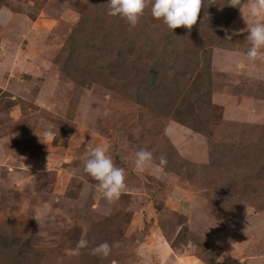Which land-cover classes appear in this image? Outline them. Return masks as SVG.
<instances>
[{"label":"rangeland","instance_id":"1","mask_svg":"<svg viewBox=\"0 0 264 264\" xmlns=\"http://www.w3.org/2000/svg\"><path fill=\"white\" fill-rule=\"evenodd\" d=\"M108 2L0 0V264H264V59L245 58L251 0H202L197 24L174 30L214 45L205 135L139 90L158 56L149 48L171 30L150 3L130 28ZM95 147L126 172L112 204L83 171ZM140 149L154 158L142 173ZM104 242L111 254L92 255Z\"/></svg>","mask_w":264,"mask_h":264},{"label":"clouds","instance_id":"2","mask_svg":"<svg viewBox=\"0 0 264 264\" xmlns=\"http://www.w3.org/2000/svg\"><path fill=\"white\" fill-rule=\"evenodd\" d=\"M148 3L151 4L152 17L162 21L173 33L175 29L181 27L192 29L197 24L202 7V0H109L107 15L121 18L128 23L130 28H134L144 15ZM239 5L240 0H229L228 2L230 7L240 9ZM247 7V16L252 23L247 24V40L250 47L245 53V58L248 62H255L264 59V0H251ZM43 135L49 140L54 137L51 130H46ZM84 157L83 171L97 182L92 187L101 193L102 198L108 204L118 201L126 186L125 170L114 164L111 156L103 147H95L91 151H86ZM153 159V153L149 150L136 151V170L144 172L146 167L152 166ZM167 163V158L161 156L159 164L155 165L156 170L163 171ZM40 215L43 216L44 212L41 211ZM38 223L40 225L39 221ZM88 245L89 241L84 238L77 242L78 249L87 248ZM49 246L55 247L51 243ZM113 247L114 245L104 242L92 248L90 252L92 255L107 258Z\"/></svg>","mask_w":264,"mask_h":264},{"label":"trees","instance_id":"3","mask_svg":"<svg viewBox=\"0 0 264 264\" xmlns=\"http://www.w3.org/2000/svg\"><path fill=\"white\" fill-rule=\"evenodd\" d=\"M141 23L143 30L149 32L151 26L156 24V21L144 18ZM179 32L177 30L174 33L171 31L166 33L165 36H160L156 40V48H149L154 51L158 50V56L155 58L156 61L154 63L147 66V72L145 71L142 74L145 77L143 81L145 84L141 85L139 90L151 94L156 101L157 108H160L164 114H170L171 110L174 109L168 116H171L176 123L205 135L207 130L200 128L197 121L200 118L203 107H208L211 104L212 74L210 58L214 45L209 41L210 39L205 43L203 40L200 41V38L203 39V37H183ZM148 34H145L146 38L144 39L146 42L149 39ZM137 37L140 38L139 36ZM177 41L183 45L188 43L190 46L183 51L170 49L169 47L174 46ZM220 45L222 44L220 43L217 46ZM159 50L161 52L160 57ZM165 60H170L169 64L171 65H166L164 63ZM160 62H163V64H160ZM194 65L198 66V71L196 67H193ZM128 67V65H124L122 67L125 68L124 70L117 66L114 67L113 75L115 76L121 71H125ZM188 68L189 71L187 70ZM125 72L126 74L128 73L127 71ZM163 74L167 75L162 77ZM186 95L194 96L193 101H188L190 104L185 105L183 101L180 106L176 105L177 99L184 97V100Z\"/></svg>","mask_w":264,"mask_h":264},{"label":"crops","instance_id":"4","mask_svg":"<svg viewBox=\"0 0 264 264\" xmlns=\"http://www.w3.org/2000/svg\"><path fill=\"white\" fill-rule=\"evenodd\" d=\"M249 4V3H248Z\"/></svg>","mask_w":264,"mask_h":264}]
</instances>
